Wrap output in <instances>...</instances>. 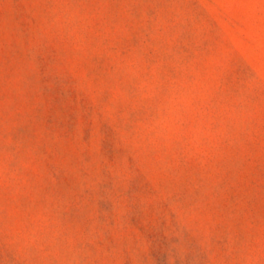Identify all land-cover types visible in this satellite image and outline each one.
Here are the masks:
<instances>
[{"label":"rangeland","instance_id":"374dc122","mask_svg":"<svg viewBox=\"0 0 264 264\" xmlns=\"http://www.w3.org/2000/svg\"><path fill=\"white\" fill-rule=\"evenodd\" d=\"M0 264H264V0H0Z\"/></svg>","mask_w":264,"mask_h":264}]
</instances>
